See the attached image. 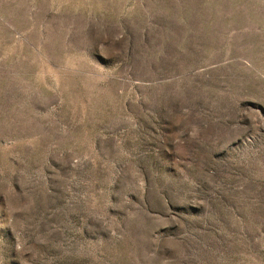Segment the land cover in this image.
I'll use <instances>...</instances> for the list:
<instances>
[{
  "label": "rangeland",
  "instance_id": "374dc122",
  "mask_svg": "<svg viewBox=\"0 0 264 264\" xmlns=\"http://www.w3.org/2000/svg\"><path fill=\"white\" fill-rule=\"evenodd\" d=\"M0 264H264V0H0Z\"/></svg>",
  "mask_w": 264,
  "mask_h": 264
}]
</instances>
